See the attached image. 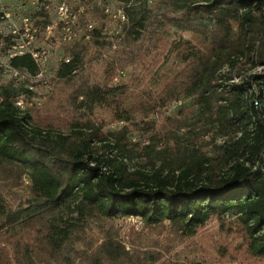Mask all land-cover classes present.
<instances>
[{
  "label": "trees",
  "instance_id": "trees-1",
  "mask_svg": "<svg viewBox=\"0 0 264 264\" xmlns=\"http://www.w3.org/2000/svg\"><path fill=\"white\" fill-rule=\"evenodd\" d=\"M118 1L126 14L124 46L149 26L175 25L193 36L176 44L163 33L155 37L154 63L167 52L179 62L159 88L133 93L125 84L81 78L72 109L82 116L104 106L129 125L141 117L149 130L154 126L146 117L192 99L222 142L213 141L209 151L185 143L179 131L188 123L164 116V129L142 148L149 166L129 169L124 159L137 148L126 125L102 132L88 117L64 130L43 127L14 105L19 89L1 86L0 181L8 185L0 182V264H154L158 255L125 249L112 229L102 228L95 245L85 228L90 221L112 226L117 218L135 216L147 227L168 222L191 235L211 216L226 213L237 218L235 230L251 259L264 263V72L245 71L264 65V0H157L151 6L148 0ZM86 48L65 49L70 58L60 62L58 79L71 81ZM127 55L133 62L136 55ZM10 64L32 74L37 69L29 55ZM22 178L28 193L14 202L7 190Z\"/></svg>",
  "mask_w": 264,
  "mask_h": 264
},
{
  "label": "rangeland",
  "instance_id": "rangeland-1",
  "mask_svg": "<svg viewBox=\"0 0 264 264\" xmlns=\"http://www.w3.org/2000/svg\"><path fill=\"white\" fill-rule=\"evenodd\" d=\"M8 1H19L27 9H31V2H35V0ZM156 2L157 0H148V5L151 6ZM120 3L115 0L109 2L108 6L114 11ZM84 4L86 6L84 19L93 24L94 32H97L90 36L93 37V41L90 38L87 40L80 38L64 43L59 38L60 29L56 27L51 31L48 45L45 42L39 44L40 50L44 48L47 53L45 60L47 71L41 79L33 76L15 77L9 71L0 70V87L11 84L19 89L18 95L14 98V105L20 113L27 112L33 122L40 126L62 130L68 122L76 118L83 120L88 117L102 132L120 130L126 125L127 138L137 148L135 154L124 159L129 169L149 166L141 156L142 148L147 145L148 137L152 133L164 129L166 123L164 116L179 118L182 123H188L187 127L179 131L185 143L196 142L203 151L211 150L213 141L221 143L222 138L214 136L213 128L197 113L196 104L192 99L173 101L161 110V114H151L146 117L145 120L154 126L149 130L146 128V123L144 124L145 121H141V117L136 116L135 123L129 125L124 121H116L111 109L104 106H96L91 114L85 113L82 116L79 111L72 109L73 91L81 78L87 79L89 84L105 81L110 85L125 84L133 93L159 88L165 79L177 71L179 62L173 52H167L162 59L154 63L159 57V47L154 41L155 37L158 33H163L170 42L176 44L182 38L188 39L193 36L189 29L175 25H167L165 28L149 26L147 30L141 31L137 39L129 40L128 45L124 46L123 39L126 32L122 31V24L103 12L102 0H86ZM137 12L138 9H135V15ZM48 16L40 20L39 24L55 21L53 10ZM76 44L87 45L82 65L72 72L71 81L58 79L56 69L64 58H70L65 49ZM130 53L136 55L133 62L126 60L127 54ZM245 71L246 74L264 72V65ZM234 81H238V78ZM22 179L20 186H13L7 190V197L14 202L23 199L28 193L26 179ZM0 182L2 185H8L7 181ZM238 223L235 215L230 213H226L221 218L211 216L193 234L188 235L168 222H164L160 227H147L140 218L128 216L115 219L112 226L111 223L90 221L84 234L96 245L102 240L101 229H112L125 249L151 251L158 255L159 259L154 264L169 262L261 264L248 255L243 243L244 238L235 230ZM76 248L82 249L84 246L78 244Z\"/></svg>",
  "mask_w": 264,
  "mask_h": 264
},
{
  "label": "built area",
  "instance_id": "built-area-1",
  "mask_svg": "<svg viewBox=\"0 0 264 264\" xmlns=\"http://www.w3.org/2000/svg\"><path fill=\"white\" fill-rule=\"evenodd\" d=\"M85 1L35 0L31 2V9H27L19 1L0 0V70L9 71L15 77L33 76L41 79L47 71V53L44 48L40 50L39 44L45 42L48 45L53 29L59 27V38L64 43L80 38L87 40L94 31L93 24L84 19ZM111 1L115 0H102V10L108 17L122 24L126 20L123 5L119 2L120 5L112 11L108 6ZM51 10L55 21L39 24L40 20L49 17ZM19 55L31 57L37 68L34 74L26 68L17 69L10 64L11 58ZM63 61H68V58Z\"/></svg>",
  "mask_w": 264,
  "mask_h": 264
}]
</instances>
